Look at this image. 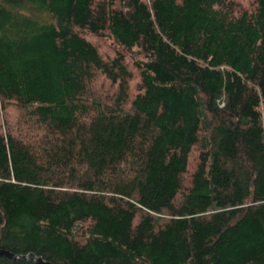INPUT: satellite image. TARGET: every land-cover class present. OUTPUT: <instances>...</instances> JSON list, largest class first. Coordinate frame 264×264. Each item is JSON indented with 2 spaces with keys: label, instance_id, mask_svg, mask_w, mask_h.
Returning a JSON list of instances; mask_svg holds the SVG:
<instances>
[{
  "label": "trees",
  "instance_id": "trees-1",
  "mask_svg": "<svg viewBox=\"0 0 264 264\" xmlns=\"http://www.w3.org/2000/svg\"><path fill=\"white\" fill-rule=\"evenodd\" d=\"M0 111V249L264 264V0H0Z\"/></svg>",
  "mask_w": 264,
  "mask_h": 264
},
{
  "label": "rangeland",
  "instance_id": "rangeland-1",
  "mask_svg": "<svg viewBox=\"0 0 264 264\" xmlns=\"http://www.w3.org/2000/svg\"><path fill=\"white\" fill-rule=\"evenodd\" d=\"M239 3H241L242 5H247L249 4L250 0H235ZM94 42L98 45L101 54L103 56H112L113 55V49L111 47H113L111 40L104 35L102 38L99 39H94ZM137 78L134 79V81L131 82L130 84V93L133 94L136 91V80ZM95 91L100 94V95H106L111 93L112 91V87L110 85V82L108 80H106L104 77H97L96 81H95V86H94ZM2 111H0L1 113ZM3 113V112H2ZM9 113L12 114V116H15V110L13 108L9 109ZM2 115L0 114V120H2ZM193 157V155H192ZM193 161L194 158H192L191 164H190V170L193 167Z\"/></svg>",
  "mask_w": 264,
  "mask_h": 264
},
{
  "label": "water",
  "instance_id": "water-1",
  "mask_svg": "<svg viewBox=\"0 0 264 264\" xmlns=\"http://www.w3.org/2000/svg\"><path fill=\"white\" fill-rule=\"evenodd\" d=\"M0 256H5L8 257L12 260H32L34 261L36 264H53L51 262L45 261L42 257L40 256H36L34 253L30 252L28 254L25 255H19V254H15L13 252H10L8 250L5 249H0Z\"/></svg>",
  "mask_w": 264,
  "mask_h": 264
}]
</instances>
